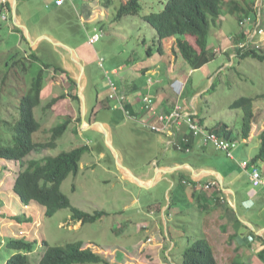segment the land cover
I'll list each match as a JSON object with an SVG mask.
<instances>
[{
  "label": "rangeland",
  "instance_id": "1",
  "mask_svg": "<svg viewBox=\"0 0 264 264\" xmlns=\"http://www.w3.org/2000/svg\"><path fill=\"white\" fill-rule=\"evenodd\" d=\"M23 1L31 9L20 5ZM30 1L17 0L20 11H25L27 7L34 15L32 19L36 29H40L39 33L49 32L63 40L65 46L54 48L52 41L43 39L36 50L39 60L35 62L34 69L23 70L13 59H26L34 50L26 36L24 39L22 33L16 34L13 31V28H20L16 21L2 17V13L9 12L0 10V146L15 145V130L10 123L17 121L19 99L29 92L33 77L43 68V97L41 104L35 109L36 119L41 122L42 127L33 134L34 140L51 141L53 127L67 119H71V123L63 136L57 139L55 147L33 152L26 157L22 169L32 159L56 156L78 147L89 146L90 149L82 156L78 173L66 178L62 191L75 207L95 216L97 213L102 214L90 221H75L70 208H62L49 216L45 214V208L36 202L28 206L20 204L12 187L21 165L16 160L0 158V264H6L8 257L15 251L7 245V241L12 238L37 241L35 250L28 253L32 264H37L40 259V250L45 249L44 240L50 245L83 241L85 246L91 247L107 261L87 264H183L184 252L196 240L206 237L203 223L205 212L196 209L194 192L187 187L188 208H183L185 202L182 201L179 213L172 214L167 219L162 218L158 206L172 203L175 190H166L168 182L165 181L151 187L140 186L125 176L119 164L121 162L125 168L131 166L137 171L142 170L152 159L161 157V138L141 122L130 118L121 108L107 106L111 103L107 99L111 81L120 85L123 78L125 83L134 80L139 85L146 86L150 78L154 83L158 77L170 80L175 66L182 65V56L173 53L175 38L164 39L160 50L157 32L145 19L150 11L161 10L165 0H140L141 9L138 13L122 17H118V10L125 0H70L62 6L55 4L59 9L53 6L47 9V4L51 5L52 0ZM229 1L224 3L221 18L216 25L211 26L208 38L210 50L219 49L216 56L203 68L191 69L187 64L184 70L189 75L188 79H173L172 83L181 92V105L185 103L192 108L190 101L194 98L196 107L205 116L203 127L211 128L225 122L236 133H241L243 111L231 108L230 104L241 96H255L264 92V60L260 61L253 56L242 58L237 54L231 58L225 49L232 44L233 36L246 23L257 24L264 29V0L261 6L257 4V0H251L261 21L256 18L244 24L239 22L235 13L228 11ZM237 1L243 5V0ZM245 19L249 17L246 16ZM28 30L30 32L29 28ZM22 31L24 33L23 29ZM33 32L35 34L34 30ZM95 32L100 36L92 43L90 36ZM245 33H249L251 40L257 35L255 31ZM262 36L264 32L259 41L263 49ZM240 42L236 43V48ZM63 55L82 74L64 71ZM25 64H31V60L26 59ZM47 64L49 66L44 68ZM147 69H151L149 74L144 72ZM210 75L213 76L212 79ZM182 84H186V87ZM152 87H145V91L155 98L158 93ZM75 90L78 96H85L87 109L84 105L85 114L82 113V119L86 120L85 125L92 124L93 129L82 128L81 104L71 94ZM198 91L200 94L195 98L194 94ZM97 102L100 108L93 117ZM255 104L264 107V99L255 100ZM92 121L107 123L108 126H105L109 137L97 130L102 127ZM258 123L253 125L256 128L255 135L249 139L240 138L234 146L233 158L237 167L242 166L244 159H236V149L248 147L254 152L258 150ZM110 144L117 151L119 160ZM208 154L207 161L218 162L219 152ZM198 184L196 183L197 186ZM207 191L209 192L204 187L198 189V193L207 194ZM245 205L255 222L264 224V199L257 203L250 201ZM233 213L234 221L244 227V221L239 219L236 212ZM27 218L31 220L25 222ZM210 227L213 228L210 232L215 237V243L220 244L216 245L218 248L215 251L219 264H223L221 228L219 225L216 228L213 225ZM240 230L245 231L243 228ZM234 258L248 261L249 256L241 251ZM251 264L264 263L252 261Z\"/></svg>",
  "mask_w": 264,
  "mask_h": 264
},
{
  "label": "trees",
  "instance_id": "2",
  "mask_svg": "<svg viewBox=\"0 0 264 264\" xmlns=\"http://www.w3.org/2000/svg\"><path fill=\"white\" fill-rule=\"evenodd\" d=\"M227 0H165L164 7L157 11H150L145 15L148 21L156 30L160 42L159 49L162 50L164 39L175 38L173 53L178 54L186 61L191 69H199L209 63L216 56L217 50L211 51L208 38L211 26L216 25L221 18L222 8ZM238 7L240 4L237 2ZM10 8V4L7 3ZM141 9L140 0H125L122 2L118 17L125 14L138 13ZM257 9L254 2L248 0V11L236 10L237 18L242 24L246 16L251 18L249 12L257 16ZM89 14V12H87ZM253 19V17H252ZM251 19V20H252ZM250 22V21H249ZM249 23L244 25L246 28ZM254 27V24H251ZM255 28V27H254ZM18 32L26 39L21 28L17 27ZM248 34L243 33L239 36L240 41L246 40ZM242 39V40H241ZM256 40H258L256 38ZM236 52L242 58L253 56L260 61L264 60V48H253L251 51L241 52L236 48ZM31 60L30 67L25 64V60ZM18 58L14 62L29 71L34 69L35 62L39 60V55L33 51L28 57ZM49 65L43 66L47 68ZM29 67V68H28ZM58 68V67H56ZM55 68V69H56ZM45 86L44 69L33 77L31 88L28 93L23 94L18 104V119L15 123H10L14 127L13 140L14 146H0V158L16 160L20 163L21 169L14 178L13 190L17 195V202L23 205H30L32 202L38 203L45 208V214L52 216L62 208H70L72 218L75 221H90L102 213L92 215L75 207L70 198L62 191V184L70 174H76L80 168V162L84 153L90 148L82 146L68 152H62L56 156H44L41 159H32L25 166V159L33 152H41L48 147H55L58 138H61L69 128L71 119L56 125L52 128V140L48 142L35 141L33 134L41 129L42 124L36 119L35 109L41 104L42 92ZM214 83L212 88H214ZM74 92V91H72ZM79 101L78 94L71 93ZM109 99V98H108ZM264 99V92L255 96H241L234 100L230 107L240 108L243 111L241 133H236L230 125L225 122L218 123L209 131L214 132L225 139L237 142L240 138H249L254 122L257 118L255 112V100ZM56 101V99H54ZM126 103V108L134 114L133 108ZM108 108L111 104L108 103ZM143 111V110H142ZM198 115H193L196 118ZM1 120V119H0ZM203 124V121H200ZM192 138V137H191ZM261 145L258 155L264 156V129L260 133ZM183 148L192 146V142L183 143ZM185 151V150H184ZM196 185L194 181H191ZM197 186V185H196ZM173 205L171 203L170 207ZM22 217V216H20ZM23 221V219H21ZM31 218L24 221L28 222ZM254 233V232H253ZM37 241L26 238H12L7 241L11 250H15L8 257L6 264H32L28 253L35 250ZM45 249L40 250V259L37 264H87L107 262L99 253L91 247L85 246L83 241L70 242L66 245H50L48 241H43ZM183 264H219L216 251L207 237L196 240L192 247L188 248L183 254ZM228 264H251L239 258L232 259Z\"/></svg>",
  "mask_w": 264,
  "mask_h": 264
},
{
  "label": "crops",
  "instance_id": "3",
  "mask_svg": "<svg viewBox=\"0 0 264 264\" xmlns=\"http://www.w3.org/2000/svg\"><path fill=\"white\" fill-rule=\"evenodd\" d=\"M55 1L56 0H52L51 5L47 4L46 6L47 9L51 8V6L57 8V6L55 5L56 4ZM30 2H33V0H31ZM237 2H238L237 0L229 1L228 3L230 4V7L228 8L229 12H233L236 14V10L238 9L241 12L248 11V0H243V5L240 4L241 8L238 7ZM7 3L10 4V8L7 6ZM20 5H24V7L28 6V8L31 9L29 5L25 4V1H23ZM20 5L19 3H17V20H19L23 25L27 26L30 29L31 32L30 35L32 39H37L36 40L37 43L32 45L31 47L34 51H36L39 48L43 39L46 38L44 37L45 35L43 34H47L55 41L64 42L63 40H60L59 38H57L56 36L52 35L49 32L43 31L39 33L40 29H36V25L32 19L34 17L32 11H30L26 7L25 11L21 12L19 9ZM0 10L8 11L10 14L9 15L2 13V17L4 19L15 20L13 17V7L10 0H0ZM252 13L253 12H249L248 14L251 15L253 19H256L257 16H254ZM237 19L239 20V18ZM33 30L35 31V34ZM13 31L16 34H18L17 33L18 30L16 28H13ZM248 31H251V33L254 31V28L251 24L248 25L246 28H242L238 34L234 35L232 44L226 46L225 52L231 58L237 54L235 45L237 42L240 41L239 36H241V34ZM256 37L257 39L260 40V36H256ZM263 37L264 36H262L261 38ZM34 46H37V48H35ZM57 47H62V46H57V45L54 46V48ZM63 56L65 62V68L63 67L64 71L70 73L82 74V72L80 73V71L76 69L75 65L69 64V61H67L65 55ZM13 60L15 61L16 57ZM173 60L175 61V59ZM181 63L182 65L179 66L181 67L180 69L179 67L175 66L173 70V77H171L170 80H167V78L165 77L162 78L158 77L156 78L155 83H153L152 85H149L148 83H146L147 84L146 86L139 85L134 80L125 83L123 78H121L120 85L118 86L128 96V102H129L128 105H130V110L132 108L134 110V114L131 113L133 116L130 118L139 122L142 118H145L143 116L144 112L141 109L142 104L139 102V99L142 93L147 92L145 91L146 89L145 87L149 88L153 86L152 88H154V91L158 93L157 97L155 96L156 108L158 113L160 114L171 113L175 109V107L179 105L181 107V112L183 113V115H188V114L198 115L195 119L199 122L200 125H202L200 121H203V123L205 124V118H204L205 116L201 115V111L196 107L194 98H192L190 101V105L192 108H189L185 103H183L182 105L180 104L179 97L181 96L180 94L181 92L178 91L177 85L173 84L172 80L188 79L189 75L187 71L185 73L184 70L185 67H187V63L184 59L182 60ZM209 63H211V61ZM209 63L205 64L201 68L208 66ZM230 63H232V61ZM188 67L190 66L188 65ZM63 68L61 67V69ZM114 72L117 71L114 70ZM144 72L149 74L151 72V69L150 70L147 69ZM179 77L185 79H179ZM212 77L213 76L210 75L211 79ZM182 86L185 88L186 84H182ZM200 91L195 92L194 94L195 98L200 94ZM83 97L85 99L84 95ZM79 101L81 104V121H83L82 128L85 130L93 129L92 124L85 125L86 120L82 119V113H84V106H83L84 104L82 103L81 96L79 97ZM109 104L112 105V103ZM99 108L100 107L97 102L95 104V111H94L95 115L93 117L96 116V112L98 111ZM254 108H255V112L257 113V118L254 124H257L259 122L258 125L260 127L259 131L257 132L259 138L258 150L254 152L248 147L245 148L240 147L234 151L236 159L239 160L244 159V161L249 162L247 167L240 166L239 164L238 165L240 167H237V165L234 163L235 159L233 158L234 157L233 155L230 156L227 151L226 153L225 150H220L215 148L213 145L204 143L203 138L201 136L194 135L189 130L187 123L182 118L179 123H175L174 125H172V129L169 132L153 131L155 132V134H157L159 138H161V143L163 144L159 148V152L161 151L162 154L160 158L155 157L154 159L151 160V162H149V164L146 167H144L142 170L139 171H137L135 167H131V166L128 167L126 171L123 170L125 176L133 181L135 179L132 177L131 174H133L134 176L138 177L139 179H141L146 183L152 182L151 185H148L150 187L155 186L157 184H161L163 181H165L168 182L166 185V190L169 189H171V191L175 190V194L173 195L174 198L172 202L173 205L171 207H170L171 203H169L168 206L167 204L158 206L162 218L164 219H167V217L171 216L172 214L175 215L179 213V211H181L182 209V207H180L182 201L185 202V206L183 208L185 209L188 208L187 200L189 199V197L187 193V187H190L194 192L193 197L196 198V209L198 211L202 210L205 212V220L203 221V223L206 229L204 235L211 242L214 249L218 248L216 245H220V244L215 243L216 240L215 237L214 238L212 237V234L210 232L211 231L210 229L212 227L210 226L213 225V227L216 228V225H219L221 228L220 247H221V259H223L222 262L223 264H228L241 251H244V253L248 254L249 256L248 262L251 263L252 261H256L258 263L259 262L264 263V224H262L261 222H255V220L249 214L248 211L249 208L245 205L250 201H252V203H257L258 201L264 199V186H254L250 178V171L253 169V167L258 166L259 168L264 170V156L255 159V157L259 153L260 145H261L260 133L264 129V107L263 105L258 106L255 104ZM85 109H87L86 103H85ZM134 116H136V118H134ZM84 118H86L85 115ZM150 120L154 124L157 125L161 124V122H159L158 119L151 118ZM92 123L98 125L96 121L94 122L92 121ZM101 124L108 131L106 127L108 126V124L104 122ZM98 127L100 126L98 125ZM205 127L206 126H204V128ZM205 129L209 130L207 129V127ZM255 129H256L255 126H253V130L249 138H251L253 134L255 135L254 133ZM97 130L103 131V128L102 129L99 128ZM249 138H245V139H249ZM187 140H189L188 142H190V140L192 142V146L191 147L188 146L191 149L189 152H187L186 149L183 148L184 147L183 143H188L186 142ZM246 143L250 144L249 142ZM178 146H182L183 149L182 150L179 149ZM215 152L220 153L218 162L214 163L213 161H207L206 158L207 156H209L208 153H215ZM212 180H217L219 185L218 189L216 188L208 189L209 192L207 191V194L198 193V189H200L199 185L201 184L205 185L206 183H209ZM191 181H194L197 184L199 183L198 186L194 185V183H192ZM139 185L141 186V184ZM195 192H197L198 195H196ZM233 212H236L239 219L244 221V227H242L239 224V222L234 221L235 215ZM241 228L245 229V231L240 230Z\"/></svg>",
  "mask_w": 264,
  "mask_h": 264
},
{
  "label": "built area",
  "instance_id": "4",
  "mask_svg": "<svg viewBox=\"0 0 264 264\" xmlns=\"http://www.w3.org/2000/svg\"><path fill=\"white\" fill-rule=\"evenodd\" d=\"M69 0H56V5L62 6L65 3H67ZM263 3V0H257V4L261 6ZM252 18L244 19L242 24H244L246 21H251ZM258 19V17H257ZM261 21L260 19H258ZM255 28L254 31L257 32L256 36H261L264 32L263 27L258 26L257 24H254ZM100 34L95 32L93 35L90 36V42L94 43L96 40H98ZM256 36L253 40L249 39V33L248 38L246 40L241 41L238 44L237 49L241 52L251 51L253 48H261L259 39L256 40ZM238 54V52H237ZM154 82L150 78L148 80V84L152 85ZM109 99L112 103L113 108H121L129 117H132L133 115L131 112L126 108V103H128V96L120 89V87L113 81H111V90L109 92ZM139 102L142 104L141 109L143 110L144 114L143 116L145 118H142L140 122L147 128L151 129L155 132H169L172 129V125L175 123H179L180 120L183 118L185 122L187 123L189 130L194 135H199L203 138V142L206 144L213 145L215 148L220 150H225L228 152L230 156L233 155V149L234 146L237 144L235 141H231L229 139H225L221 137L220 135L211 132L209 130H206L202 125L199 124V122L193 117L192 114L183 115L181 112V107L178 105L175 107V109L168 114H160L157 112L156 108V102L155 98L151 95L150 92H145L140 95ZM136 118V116H134ZM151 118L158 119L159 122H161L160 125L154 124L151 122ZM187 140L186 142H188ZM179 149H183L182 146H178ZM191 149L190 147L186 148V151L189 152ZM249 164L248 161H243L241 164L243 167H247ZM250 178L254 186H264V170L259 168L258 166L253 167V169L250 171ZM200 187H204L206 189L216 188L218 189L219 185L217 180H212L209 183H206L205 185H199Z\"/></svg>",
  "mask_w": 264,
  "mask_h": 264
},
{
  "label": "water",
  "instance_id": "5",
  "mask_svg": "<svg viewBox=\"0 0 264 264\" xmlns=\"http://www.w3.org/2000/svg\"><path fill=\"white\" fill-rule=\"evenodd\" d=\"M10 1H11V3H12V7H13V17H14V19H15L17 25H18L21 29L24 30L25 36H26L27 39L30 41L31 45L36 44L37 41H35V40L32 39V37H31V35H30V32H29L28 28H27L25 25H23L19 20H17V0H10ZM44 37H46L47 39H49L50 41H52V42H53L55 45H57V46H65L64 43H62V42H60V41H55V40H53L51 37H49V36H47V35H45ZM80 96H81L82 103L85 105V99H84V97H83L82 95H80ZM84 105H83V106H84ZM98 125H99L100 127L103 128L104 133H106L107 137H109V134L107 133L108 131L105 129V127H104L101 123H98ZM110 147H112V149L115 151V153H116V157H117L118 160H119V157H118L117 151L114 149V147H113L111 144H110ZM119 164H120V167H121L123 170H125V171L127 170V168H125V167L122 166L121 162H119ZM131 175H132V177L135 179L134 181H136L137 183H139V184H141V185H143V186H148V185H151V184H152V182H151V183H146V182L142 181L141 179H139L138 177L134 176L133 174H131ZM149 187H150V186H149Z\"/></svg>",
  "mask_w": 264,
  "mask_h": 264
},
{
  "label": "bare ground",
  "instance_id": "6",
  "mask_svg": "<svg viewBox=\"0 0 264 264\" xmlns=\"http://www.w3.org/2000/svg\"><path fill=\"white\" fill-rule=\"evenodd\" d=\"M108 133V132H107Z\"/></svg>",
  "mask_w": 264,
  "mask_h": 264
}]
</instances>
